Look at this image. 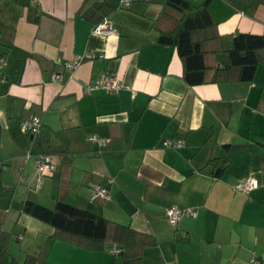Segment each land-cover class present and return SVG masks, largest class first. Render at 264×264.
I'll list each match as a JSON object with an SVG mask.
<instances>
[{
    "label": "crops",
    "instance_id": "obj_1",
    "mask_svg": "<svg viewBox=\"0 0 264 264\" xmlns=\"http://www.w3.org/2000/svg\"><path fill=\"white\" fill-rule=\"evenodd\" d=\"M121 1L0 0L3 264L27 256L34 264H123L110 249L124 236L56 233L21 209L27 200L65 202L147 234L153 243L140 264H248L253 256L264 264V63L250 81L188 85L176 49L160 39L177 31L184 12L167 0ZM208 10L220 34L264 32V2L252 15L227 0H211ZM103 22L110 33L92 31ZM107 76L121 81L117 93L85 91ZM32 116L42 122L35 136L20 126ZM164 139L184 145L163 148ZM40 153L51 156L49 175L38 173ZM249 175L261 185L234 189ZM170 207L197 215L171 224Z\"/></svg>",
    "mask_w": 264,
    "mask_h": 264
},
{
    "label": "trees",
    "instance_id": "obj_2",
    "mask_svg": "<svg viewBox=\"0 0 264 264\" xmlns=\"http://www.w3.org/2000/svg\"><path fill=\"white\" fill-rule=\"evenodd\" d=\"M195 6L191 0H167L184 12L176 32L162 34L160 39L173 46L183 65V78L188 85L228 80L250 81L264 58L258 50L264 48V32L254 34L236 31L220 34L216 28L208 4ZM235 9L252 15L264 0H227ZM220 167L217 171L219 174ZM21 209L28 214L52 225L56 233L87 240L104 241L110 232L124 236L121 254L123 264H140L142 249L152 244L147 234L135 233L129 227L109 221L89 211L58 201L47 208L33 201H25ZM134 232V236L133 235ZM132 237V239H131ZM6 256L5 246L0 248V264ZM35 258L27 256L22 264H34ZM10 264H21L12 260Z\"/></svg>",
    "mask_w": 264,
    "mask_h": 264
},
{
    "label": "built area",
    "instance_id": "obj_3",
    "mask_svg": "<svg viewBox=\"0 0 264 264\" xmlns=\"http://www.w3.org/2000/svg\"><path fill=\"white\" fill-rule=\"evenodd\" d=\"M36 1V0H32ZM122 3H126L127 1L122 0ZM112 30L111 26L107 22L98 23L96 25H93L92 31L95 33L107 35ZM2 59H0L1 61ZM81 58L79 57L77 60L74 61H67L65 63V67L68 69H73L77 67V65L80 63ZM55 77H59V75H55ZM122 88V83L120 80H118L115 77L107 76L101 80L88 83L85 86V91L88 93H91L93 91L102 89L109 92L117 93ZM20 126L23 131L26 133L35 136L41 132L42 128V122L41 118L39 116H32L28 119H25L21 121ZM90 139L97 140L96 136H91ZM162 147L163 148H181L183 147L184 143L180 139H164L162 141ZM36 167L38 170V173L40 175H49L51 174L54 165L51 161V156L48 153H40L37 156L36 159ZM261 184L259 180L254 177L253 175H249L239 181H237L234 185V189L238 191H244L247 192L249 190L255 189L259 187ZM93 188L97 195L105 198L108 195L109 190L105 187L99 186V185H93ZM197 211L196 209H193L192 207H186V208H177V207H170L167 209V219L171 224H176L178 220L182 216H196ZM111 252L118 254L121 252V248L114 246L110 249ZM248 264H261V261L253 256Z\"/></svg>",
    "mask_w": 264,
    "mask_h": 264
},
{
    "label": "water",
    "instance_id": "obj_4",
    "mask_svg": "<svg viewBox=\"0 0 264 264\" xmlns=\"http://www.w3.org/2000/svg\"><path fill=\"white\" fill-rule=\"evenodd\" d=\"M258 54H259L262 58H264V48L258 50Z\"/></svg>",
    "mask_w": 264,
    "mask_h": 264
}]
</instances>
